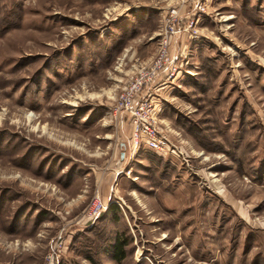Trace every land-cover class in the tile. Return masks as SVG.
Wrapping results in <instances>:
<instances>
[{"label":"rangeland","instance_id":"rangeland-1","mask_svg":"<svg viewBox=\"0 0 264 264\" xmlns=\"http://www.w3.org/2000/svg\"><path fill=\"white\" fill-rule=\"evenodd\" d=\"M200 3L0 0V264L58 237L54 264H264V0ZM173 9L151 89L178 153L135 149L115 101Z\"/></svg>","mask_w":264,"mask_h":264},{"label":"built area","instance_id":"built-area-1","mask_svg":"<svg viewBox=\"0 0 264 264\" xmlns=\"http://www.w3.org/2000/svg\"><path fill=\"white\" fill-rule=\"evenodd\" d=\"M194 9L204 11V5L200 0H189ZM176 11L171 10L165 19V35L162 38L157 57L150 66L141 69L132 80L119 93L114 106V113L126 116L129 122V141L133 148L142 146L155 151L177 152L175 147L165 139L157 127V116L159 111L158 102L154 100L152 87L159 74L166 68L168 61V45L172 35L176 34ZM107 204L102 202L96 195L86 209V220H92L107 209ZM61 237L51 246L44 264H54L55 257L62 249Z\"/></svg>","mask_w":264,"mask_h":264},{"label":"water","instance_id":"water-1","mask_svg":"<svg viewBox=\"0 0 264 264\" xmlns=\"http://www.w3.org/2000/svg\"><path fill=\"white\" fill-rule=\"evenodd\" d=\"M123 157V153H122V155H121V158Z\"/></svg>","mask_w":264,"mask_h":264}]
</instances>
